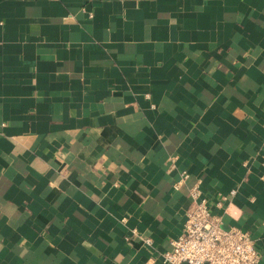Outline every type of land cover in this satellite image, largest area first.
Wrapping results in <instances>:
<instances>
[{
  "label": "crops",
  "instance_id": "1",
  "mask_svg": "<svg viewBox=\"0 0 264 264\" xmlns=\"http://www.w3.org/2000/svg\"><path fill=\"white\" fill-rule=\"evenodd\" d=\"M193 187L264 264V0H0V264H163Z\"/></svg>",
  "mask_w": 264,
  "mask_h": 264
},
{
  "label": "built area",
  "instance_id": "2",
  "mask_svg": "<svg viewBox=\"0 0 264 264\" xmlns=\"http://www.w3.org/2000/svg\"><path fill=\"white\" fill-rule=\"evenodd\" d=\"M186 178L183 174L175 188ZM189 195L193 204L186 214L183 232L170 242L171 250L162 255L163 264H260L259 252L247 232L224 228L198 187H193ZM144 243L149 245L150 240Z\"/></svg>",
  "mask_w": 264,
  "mask_h": 264
}]
</instances>
